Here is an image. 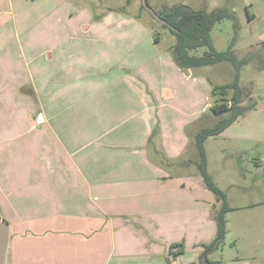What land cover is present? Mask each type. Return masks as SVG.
<instances>
[{
    "label": "crops",
    "instance_id": "obj_1",
    "mask_svg": "<svg viewBox=\"0 0 264 264\" xmlns=\"http://www.w3.org/2000/svg\"><path fill=\"white\" fill-rule=\"evenodd\" d=\"M148 1L163 12L191 7ZM242 1L249 22L264 25V0ZM142 4L0 0L6 264H201L205 245L183 255L191 216L208 212L201 198L216 196L196 145L215 105L209 66L181 68L175 43L161 49L145 25Z\"/></svg>",
    "mask_w": 264,
    "mask_h": 264
},
{
    "label": "rangeland",
    "instance_id": "obj_2",
    "mask_svg": "<svg viewBox=\"0 0 264 264\" xmlns=\"http://www.w3.org/2000/svg\"><path fill=\"white\" fill-rule=\"evenodd\" d=\"M182 1L184 0H169L167 4L171 6L173 3ZM214 1L221 8H228L231 11L235 9L237 20L226 19L218 24L212 32V39L219 52L228 50L230 44L235 42L233 46L235 55L238 60L246 62L241 66L240 72V86L244 90L240 107H246L249 110L238 117L222 136L211 138L207 142V168L212 183L225 193L230 210L224 214V235L220 236V225L217 218L224 201L217 196L215 199L211 195L208 198L202 197V206H207L208 212L203 214L204 219L202 220L191 216L192 240L187 238L183 259L188 260L192 257L197 252L195 248L201 245L208 248L215 247L219 243L218 248L207 255L210 264H264V112L251 113L254 111L252 106L256 103L259 109H264V49H261L262 45L255 44L264 37V25L249 22L242 0H230V4L227 0H187L191 3L192 9L209 13L215 10L212 7ZM104 2L114 6L124 4L126 0H104ZM155 9L153 10L156 13L163 12ZM142 16L145 19V25L151 26L152 22L154 25L151 26L154 27L152 29L160 34L161 49H166L176 43V37L147 10H143ZM236 22L238 26H235ZM204 51L203 48L198 55L203 54ZM230 64L228 62L226 65L209 66L204 69L209 72L208 102L211 105L215 104L214 100H219L220 97L214 95L215 88L231 79L233 81L232 73L235 67L233 63ZM227 66H230L232 75L228 74ZM217 78L218 80H215ZM233 94V90H228L229 100H232ZM223 117L230 118V114ZM219 121L214 115L210 116L207 128L213 127ZM260 137L263 141L254 139ZM216 199H219L221 203L218 209L214 207ZM195 203L197 202L192 199L193 213L196 210ZM4 217L7 220L5 215ZM219 237L221 238L218 239Z\"/></svg>",
    "mask_w": 264,
    "mask_h": 264
},
{
    "label": "trees",
    "instance_id": "obj_3",
    "mask_svg": "<svg viewBox=\"0 0 264 264\" xmlns=\"http://www.w3.org/2000/svg\"><path fill=\"white\" fill-rule=\"evenodd\" d=\"M147 3L150 5L148 0ZM141 8L146 10L143 4ZM157 13L165 22L173 26L172 29L169 26L162 24L164 28L168 29L176 37L173 51L176 62L181 68H201L228 61L233 63L236 70L233 82L218 86L213 92L214 95L216 94L220 97L211 108L212 114L218 119V121L228 114H230V118L223 117V119L213 127L202 129L196 135V145L200 154L198 169L209 190L224 201L220 213L217 215L220 225V236H223L225 230L224 214L230 210L226 202L225 193L212 183V178L208 173L205 141L210 137L219 136L230 127L238 117L242 116L249 110V108L240 107L244 97V90L240 86V72L241 66L246 62L244 60H238L235 55L233 51L235 42L230 44L228 50L219 52L215 48L212 39V32L218 24L226 19L236 21L237 17L235 13L228 8H217L209 13L204 10H194L183 4L167 8L162 13ZM237 24L238 23L236 22L235 26H238ZM159 40L160 34L156 33L155 41L159 42ZM203 48L205 49L204 53L198 55V53H200L199 51H202ZM228 90L234 91L232 100H229L228 98ZM220 238L221 237L218 239ZM218 246L219 243L215 247L206 248V251L202 255V259L205 258V263L201 262V264H210L207 255L211 251L217 249Z\"/></svg>",
    "mask_w": 264,
    "mask_h": 264
},
{
    "label": "water",
    "instance_id": "obj_4",
    "mask_svg": "<svg viewBox=\"0 0 264 264\" xmlns=\"http://www.w3.org/2000/svg\"><path fill=\"white\" fill-rule=\"evenodd\" d=\"M143 5L147 11L151 13V15L156 18L162 24H165L173 29V26L165 22L153 8L148 5L147 0H143ZM9 238H10V226L7 220L3 217L1 210H0V264H6L7 260V253L9 247ZM205 263V258L202 260Z\"/></svg>",
    "mask_w": 264,
    "mask_h": 264
}]
</instances>
